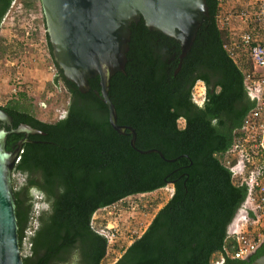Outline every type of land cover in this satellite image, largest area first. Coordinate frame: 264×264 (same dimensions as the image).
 Listing matches in <instances>:
<instances>
[{"label": "trees", "instance_id": "obj_1", "mask_svg": "<svg viewBox=\"0 0 264 264\" xmlns=\"http://www.w3.org/2000/svg\"><path fill=\"white\" fill-rule=\"evenodd\" d=\"M11 2L0 0V23ZM206 5L208 14L176 73L179 42L149 29L141 17L130 24L124 71L110 77L117 123L135 129L137 148H157L174 161L131 147V135L118 133L109 123L100 77L89 78V89L80 91L54 60L45 31L56 67L54 81L69 93L65 116L40 120L32 105L17 98L0 105L11 118V125L0 120L8 131L7 151L25 136L12 128L27 124L40 131L28 135L12 170L24 175L17 187L12 180L21 249L34 217V191L46 206L35 216L37 227L28 237L30 255L22 257L23 264H102L108 239L93 228L94 212L164 187L170 178L175 179L170 198L111 264H213L215 254L223 257L220 264H250L264 253V243L247 260L225 252L234 248L227 229L246 187L233 184L221 154L255 100L243 84L241 67L224 48L228 34L217 22L219 0H206ZM198 81L205 86L202 105L192 97ZM180 117L186 119L184 127L178 125Z\"/></svg>", "mask_w": 264, "mask_h": 264}, {"label": "water", "instance_id": "obj_2", "mask_svg": "<svg viewBox=\"0 0 264 264\" xmlns=\"http://www.w3.org/2000/svg\"><path fill=\"white\" fill-rule=\"evenodd\" d=\"M40 3L53 58L65 78L85 92L90 87L88 79L98 75L100 94L107 106L111 126L120 134H130V145L136 151L156 152L166 159L157 148H137L135 129L117 123L116 108L108 93L110 77L117 71H124L130 24L141 17L149 29L162 31L179 42L176 73L204 16L208 14L206 0H40ZM0 120L11 125L10 116L2 109ZM10 131L25 134L40 132L27 124H20ZM7 133L5 128L0 127V264H23L12 170L22 144L28 138L24 137L15 150L7 151ZM250 264H264V253Z\"/></svg>", "mask_w": 264, "mask_h": 264}, {"label": "rangeland", "instance_id": "obj_3", "mask_svg": "<svg viewBox=\"0 0 264 264\" xmlns=\"http://www.w3.org/2000/svg\"><path fill=\"white\" fill-rule=\"evenodd\" d=\"M27 1L12 0L0 23V105L17 98L32 105L38 119L55 122L66 114L69 93L61 81H54L56 67L47 47L40 0H29L34 2L31 6L25 5ZM258 1L219 0V27L238 41L246 29L263 41L264 24L253 20ZM242 12H247L248 17H240ZM246 64L251 67L250 63ZM202 88L203 83L196 82L192 94H197ZM194 97L201 101L197 95ZM12 180L17 187L24 181V175L14 172ZM33 193L35 196L37 192ZM172 193L173 186L167 183L154 191L129 195L97 209L91 218L93 228L109 230L113 234L108 242L107 257L117 256L129 241L139 235ZM44 208V204L34 203L33 215L37 216ZM29 226L34 227L33 219ZM23 248H26L25 242ZM217 260L219 256L215 254L212 263Z\"/></svg>", "mask_w": 264, "mask_h": 264}, {"label": "built area", "instance_id": "obj_4", "mask_svg": "<svg viewBox=\"0 0 264 264\" xmlns=\"http://www.w3.org/2000/svg\"><path fill=\"white\" fill-rule=\"evenodd\" d=\"M254 22L264 24V0L256 4L253 15ZM219 15H217L218 20ZM240 17H248L242 12ZM224 48L229 56L241 67L243 84L255 105L243 117L241 124L232 132L230 146L221 154L222 163L230 170L231 179L235 185L246 187V196L238 208L233 219L234 223L227 229V238L234 240L232 251L225 249L231 258L247 260L264 243V40L246 29L239 35V41L228 36ZM251 64L248 66L245 62ZM257 68L261 70L258 71ZM194 95L205 97V86ZM22 150L20 149L19 153ZM19 155L16 158V162ZM232 219V221H233ZM34 227L25 229L24 242L26 248L21 249V256L30 255V242L28 237L37 227V220L33 217ZM103 234L108 242L112 240L109 230H96ZM24 244V243H23ZM223 261L221 256L215 264Z\"/></svg>", "mask_w": 264, "mask_h": 264}, {"label": "flooded vegetation", "instance_id": "obj_5", "mask_svg": "<svg viewBox=\"0 0 264 264\" xmlns=\"http://www.w3.org/2000/svg\"><path fill=\"white\" fill-rule=\"evenodd\" d=\"M204 99H205V97H204ZM204 99L201 100L200 102H197V104H198V105H202V104L204 103ZM193 100H194V99H193ZM185 124H186V119H185L184 117H180V118L178 119V125H179V127H184ZM28 135H29V134H25V136H24V137L28 138V140L25 141V142L30 141ZM24 137H23V138H24ZM23 138H22V139H23ZM22 139H21V140H22ZM21 140H19V142H20ZM19 142H18V144H19ZM23 143H24V142H23ZM17 147H18V145H17ZM17 147H16V148H17ZM169 180H170L169 183L172 184L173 189H174V184H175L174 182H175V179L170 178Z\"/></svg>", "mask_w": 264, "mask_h": 264}, {"label": "crops", "instance_id": "obj_6", "mask_svg": "<svg viewBox=\"0 0 264 264\" xmlns=\"http://www.w3.org/2000/svg\"><path fill=\"white\" fill-rule=\"evenodd\" d=\"M147 227V226H146ZM145 227V228H146ZM145 228L140 232V234L139 235H141V233L145 230ZM139 235H137L136 237H138ZM135 237V238H136ZM134 238V239H135ZM133 239V240H134ZM133 240H131V241H129L128 243H127V245L120 251V253H118L117 254V256H109V257H107V253H106V255L104 256V258H103V260H102V262L104 261V264H111L112 262H114V261H116V259L123 253V251H124V249L133 241Z\"/></svg>", "mask_w": 264, "mask_h": 264}, {"label": "clouds", "instance_id": "obj_7", "mask_svg": "<svg viewBox=\"0 0 264 264\" xmlns=\"http://www.w3.org/2000/svg\"><path fill=\"white\" fill-rule=\"evenodd\" d=\"M33 195H34V193H33ZM34 198H35V203H41L40 202V195L38 193H36V195L34 196Z\"/></svg>", "mask_w": 264, "mask_h": 264}, {"label": "bare ground", "instance_id": "obj_8", "mask_svg": "<svg viewBox=\"0 0 264 264\" xmlns=\"http://www.w3.org/2000/svg\"><path fill=\"white\" fill-rule=\"evenodd\" d=\"M236 217L233 219V221H231V223L228 225V228L234 223Z\"/></svg>", "mask_w": 264, "mask_h": 264}]
</instances>
